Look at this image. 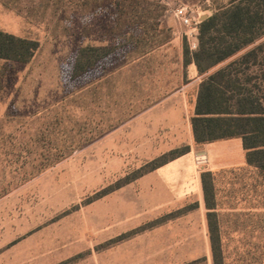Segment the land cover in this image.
<instances>
[{
    "label": "rangeland",
    "instance_id": "374dc122",
    "mask_svg": "<svg viewBox=\"0 0 264 264\" xmlns=\"http://www.w3.org/2000/svg\"><path fill=\"white\" fill-rule=\"evenodd\" d=\"M145 1L165 10L135 48L128 39L141 30L131 17L116 25L117 0H0V30L39 43L27 63L0 59V264H211L201 188L200 209L195 194L154 206L157 188L142 173L176 149L164 150L163 128L131 126L147 99L186 83L183 41L191 46L192 28L216 5ZM86 46L112 52L73 78ZM193 95L177 149L189 141ZM213 173L226 264H264V174L249 167ZM29 247L38 251L21 258Z\"/></svg>",
    "mask_w": 264,
    "mask_h": 264
},
{
    "label": "trees",
    "instance_id": "16d2710c",
    "mask_svg": "<svg viewBox=\"0 0 264 264\" xmlns=\"http://www.w3.org/2000/svg\"><path fill=\"white\" fill-rule=\"evenodd\" d=\"M211 1L216 7L197 25L196 49L191 50L185 40L182 45L183 66L194 64L201 76L189 119L192 139L201 145L240 138L247 166L264 174V0H226L224 5ZM117 4L116 25L123 28L129 25L128 18H133L130 26L139 28L142 35L132 33L128 42L135 48L141 47L149 32L156 30L165 8L145 0H117ZM149 39L154 40L153 35ZM162 42L158 40L156 45ZM38 47L36 40L0 30V59L27 63ZM111 52L107 47L80 48L72 77L84 74ZM188 151L189 146L173 150L169 159L152 162L142 174ZM199 180L211 264H226L215 212L214 173L202 171Z\"/></svg>",
    "mask_w": 264,
    "mask_h": 264
},
{
    "label": "crops",
    "instance_id": "0c3cea01",
    "mask_svg": "<svg viewBox=\"0 0 264 264\" xmlns=\"http://www.w3.org/2000/svg\"><path fill=\"white\" fill-rule=\"evenodd\" d=\"M182 70H188L189 74L186 77V72L183 76L186 77V83L183 84L179 90L172 94L161 95L155 102L152 103L151 99H147V104L143 107L142 116L137 119L131 128L134 130H144L147 133H155L158 128H163V132L170 135L167 139L169 144L164 149L165 151L177 149L183 144L181 135L185 128V110L187 109V94L193 90V103L191 111L193 113L194 103L197 96L198 85L201 81V76L198 75L194 64H189L186 67L181 63ZM19 104H22L19 102ZM22 107V105H20ZM22 109H20V112ZM191 113V115H192ZM22 116V113L19 114ZM190 115V116H191ZM190 117L186 116L187 128L189 132V141L185 146H189V151L181 156H178L161 166L155 168L153 171L144 175L143 179H147L149 188L151 183H154L157 189L154 193L158 198L154 206L170 203L174 200L186 198L191 194H195L200 203V186L199 177L196 174L194 180V188L190 189L191 177L194 170L199 171H216L226 168L235 167H248L245 162V152L242 147L240 138H231L225 140H218L206 144L196 145L193 142L190 128ZM203 152V160L199 161L197 153ZM204 162V163H202ZM203 165H202V164ZM165 187V189H164ZM200 187V188H199ZM168 188V189H167ZM158 191L160 196H157ZM162 191H166L163 198ZM182 192V193H181ZM181 193V194H180ZM180 194V195H179ZM46 246L41 247L40 251H45ZM38 251L37 247H29L19 252L21 258H28Z\"/></svg>",
    "mask_w": 264,
    "mask_h": 264
},
{
    "label": "built area",
    "instance_id": "2783aa9c",
    "mask_svg": "<svg viewBox=\"0 0 264 264\" xmlns=\"http://www.w3.org/2000/svg\"><path fill=\"white\" fill-rule=\"evenodd\" d=\"M182 22L186 26H190L191 25L190 19H188L186 17L185 18H182ZM197 25L192 28V30H193L194 33L191 35L193 37V42L191 43V46H190V49L191 50H194L197 47Z\"/></svg>",
    "mask_w": 264,
    "mask_h": 264
},
{
    "label": "water",
    "instance_id": "95a60500",
    "mask_svg": "<svg viewBox=\"0 0 264 264\" xmlns=\"http://www.w3.org/2000/svg\"><path fill=\"white\" fill-rule=\"evenodd\" d=\"M205 17H203L202 19H204ZM201 19V20H202ZM203 155H204V153L203 152H198L197 153V158L199 159V161H202L203 160Z\"/></svg>",
    "mask_w": 264,
    "mask_h": 264
}]
</instances>
